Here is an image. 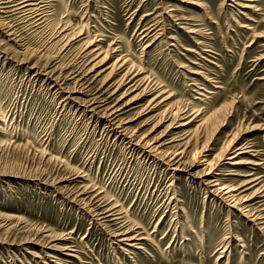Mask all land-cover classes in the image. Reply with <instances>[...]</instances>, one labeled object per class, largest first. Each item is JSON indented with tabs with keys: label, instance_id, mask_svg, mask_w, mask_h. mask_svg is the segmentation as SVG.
I'll list each match as a JSON object with an SVG mask.
<instances>
[{
	"label": "rangeland",
	"instance_id": "374dc122",
	"mask_svg": "<svg viewBox=\"0 0 264 264\" xmlns=\"http://www.w3.org/2000/svg\"><path fill=\"white\" fill-rule=\"evenodd\" d=\"M35 1L49 14L38 29L0 9V264H264V231L192 175L194 138L193 167L172 173L174 148L143 146L167 132L170 109L149 110L144 85L127 93L137 78L112 96L125 69L110 68L124 58L173 107L220 108L197 145L207 139L212 158L236 133L232 150L253 146L241 156L264 179V0ZM123 92L141 96L118 128L102 111ZM89 99L105 105L91 112ZM231 151L222 173H247ZM239 174L223 177L237 185ZM97 205L120 216L102 222ZM120 227L133 240L120 242Z\"/></svg>",
	"mask_w": 264,
	"mask_h": 264
},
{
	"label": "bare ground",
	"instance_id": "6f19581e",
	"mask_svg": "<svg viewBox=\"0 0 264 264\" xmlns=\"http://www.w3.org/2000/svg\"><path fill=\"white\" fill-rule=\"evenodd\" d=\"M41 1H43V0H41ZM232 1H237V0H232ZM241 1L236 3L238 7L240 6L241 8H247V7L251 8V7H253L251 4L255 0H241ZM9 8L12 9V11H10V12H14L18 16V18L20 20L19 22H22V24H27L28 23L27 25L31 24V26L33 28L35 27L36 29L42 27L44 22H45V20H46V18H45L46 15H47L46 14V9H45L46 7H44L43 5H40V2H38V1L36 2L35 0H0V9L2 10L1 13H6V11ZM144 31H146V29ZM197 31L194 30V29H188L187 32H189V33H193L194 32L195 33ZM255 36H258V37L262 36L263 37L264 34H258V35L255 34ZM153 38H154V36H153ZM196 42H197V40H196ZM197 44H198V42H197ZM91 45H92V43L88 42V45L85 48V50L87 48H88V50H86L84 56L93 53L95 57L92 60H95L96 58H98L100 56V54H103V53H96L97 49H89L88 46H91ZM105 58H107V53L106 52L103 55V57L101 59H99L100 60L99 64L104 62ZM127 63H129V62L124 60V58L123 59H116L112 64H110L111 67L109 66L111 68V71L117 65L119 66L118 68L123 69V67H124V69H125V71L123 72L122 76L120 77V80L118 79L119 81L116 84L117 87L111 93L112 96L116 93L117 90H119L120 86L127 85L132 80L137 78L136 81L134 82V84H131V85L129 84L130 86L126 89L127 93L131 92V91H134V90H136L139 87L144 85L142 90H141V92H144L147 88H148V90H146V91H149V90L150 91H154L153 93H151L153 95L148 100L147 108H150L149 110H152L154 108L156 109L157 107L158 108H162L163 107L164 109L162 110V112H165V111H167V109H170V113L173 116V118L170 120L168 126H166L167 127V129H166L167 132L165 134L159 136L155 140H152V141H151V139H150V141H146L145 140V142L143 143L144 144L143 146L147 147L148 149L147 148L146 149L149 152L152 151L155 154H160V153L164 154V152H162L163 148H165L164 146H166L167 148H170V147L172 149L174 148V151H173L172 155L170 157L167 156L168 159H167V161H165L166 162L165 164H167V167L168 166L170 167V169L172 170V173H174L176 171L177 172L178 171H189L191 169V167H193V164L195 163V161L194 160H190V159H189L190 161H186V159H184L185 158L184 156L187 153V149H188L191 141H193V138H194L195 141L193 142V146H192L191 150L189 151L190 153L189 152L188 153L194 159L198 158V161L196 162V164H198V166H202V168L199 169L198 171H196L195 173H193L192 175L197 177L198 180L203 183L204 190L206 192H209V194L211 196L217 198L218 200L223 202L229 208L233 207V208L239 210V212H241V214H243V216L247 217V219L249 218L251 221L256 223L258 225V227H259V230H263L264 231V179L261 178L262 175L261 176H259V175L256 176V174L253 172L252 165H258L259 163H256V162H253L252 160L247 159L248 157L247 158H243L241 156L242 154H246V153L249 154V155H253L254 153L252 154V152H251V151H254V150H252L253 146L248 145L247 143H245V144H241V145L237 146L236 148H234L232 150V147H233L232 144H233V142L235 141V138H236V133L234 132L235 134H233L232 137L227 138V140L224 142V144H222V146L213 155V157L212 158H208L209 155H204L202 153L203 151L207 150L205 148L207 139H206V141H204L201 144V146L197 145V141L200 139V138L198 139V137H199V134L201 133V131H203V133H204V130H208L210 127H211L210 129H212L213 127H215L220 122V121L217 122L220 119H218L219 115L218 116L216 115L218 113V111L220 110V108L208 109L206 112H203V110H205L204 108L202 109V111L201 110L198 111V109L197 110H191L189 108L188 109L187 108H181V107L177 106L178 105L177 103H176L177 105L176 106L174 105V107H173V106H171V105H173V103H171L170 105L168 104V103H170L169 99H170V96H171L169 93H166L162 89L157 88L158 85L155 86V87L150 86L151 83H150V81H148L147 76L145 77V76L141 75L142 71H140L139 69H135L134 65H133L134 67L129 66ZM93 66H94V64L91 65V68ZM90 71H91V69H90ZM151 87H153V88H151ZM123 94H124V92L120 95V97L118 99H116V101H115L116 103L114 105H112V106H110L108 108L106 107L102 111L103 112L102 116L105 115L104 117H106V119L108 118V120L112 124H114L113 126L116 125V127H118V128L121 127L122 125H124V123H121L122 121L119 118H121L120 116L126 111L125 109L127 107L135 104V102H136L135 100H137V98H139V96H141V93H139V94L135 95L136 97L122 102V100H123L122 98L124 96ZM125 95H126V92H125ZM104 100H101L100 102H98V101L96 102L94 100H92V101L90 100L86 107L91 112H93L94 110H97L98 108L100 110V107L105 103ZM95 104L96 105L100 104V105L95 106ZM160 105H162V106H160ZM221 106H223V105H221ZM186 107H188V106H186ZM197 107H198V105H197ZM129 109H127V110H129ZM123 110H125V111H123ZM94 113H96V112H94ZM166 113H168V112H166ZM168 116H170V115H168ZM119 120H120V122H119ZM123 127L124 128H122V131L128 130L127 127H125V126H123ZM252 128H255V127H252ZM229 136H230V134H229ZM165 137H167V138H165ZM141 138H143V137H141ZM205 138H206V136H205ZM198 146L200 147V149H199ZM230 151L232 153L233 152L234 153H233V155H230L228 157V159L232 160L229 164H233L234 166L239 167V168L240 167H245V168L249 167L247 173H240V174L238 172H236V173L235 172L234 173L233 172L222 173V171H223L222 166H224V163L222 164V160L226 157V155ZM165 153H167V152H165ZM165 155L166 154H164V156ZM255 168H256V166H255ZM255 171H256V169H255ZM245 172H246V170H245ZM233 174H239L240 176H242V180L239 181V183L237 185L235 184V182L225 181V178L223 177V175H233ZM95 195H97V194H94V197H95ZM89 196H91V195H89ZM92 198H93V196H92ZM106 201H104V203ZM97 202H99V204H100V203H103V200L99 199ZM83 204H84V202H83ZM106 204H108V203H106ZM109 204H110V201H109ZM85 205H86V203H85ZM101 205H103V204H101ZM110 205H112V204H110ZM110 205L103 206L104 207L103 211L101 213L100 212L98 213L99 216H101L103 214L101 217H99V219L102 220V222L105 221L104 219H106L107 222H109V221L115 222L116 219L118 218V216H120V215H118L120 212L117 213V211L115 210L118 207H116L114 209V207H112ZM103 207L98 206L97 210H99V209L101 210ZM92 216H93V214H92ZM112 224H115V223H112ZM102 226H104V225H102ZM125 229L127 230V227L126 228L124 227L123 230H125ZM119 232L120 233L115 232L116 233L115 236L116 237L118 236L120 238V242L121 241L133 240V237H130L128 235V233L126 234V231L122 232V228H121V231L119 230ZM235 238H236V236H235Z\"/></svg>",
	"mask_w": 264,
	"mask_h": 264
}]
</instances>
